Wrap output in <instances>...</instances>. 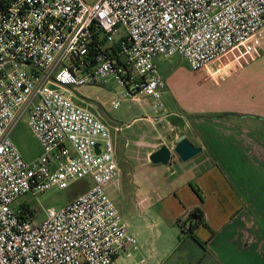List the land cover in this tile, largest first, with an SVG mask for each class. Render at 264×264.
<instances>
[{
    "label": "built area",
    "instance_id": "1",
    "mask_svg": "<svg viewBox=\"0 0 264 264\" xmlns=\"http://www.w3.org/2000/svg\"><path fill=\"white\" fill-rule=\"evenodd\" d=\"M262 55L264 0H0V264H120L138 248L111 197L122 128L82 87L113 82L110 108L167 114L156 58L179 56L217 85ZM23 119L41 148L32 163L12 140ZM78 181L86 190L39 223L17 204Z\"/></svg>",
    "mask_w": 264,
    "mask_h": 264
},
{
    "label": "crops",
    "instance_id": "2",
    "mask_svg": "<svg viewBox=\"0 0 264 264\" xmlns=\"http://www.w3.org/2000/svg\"><path fill=\"white\" fill-rule=\"evenodd\" d=\"M155 63L158 69L164 65L163 71H172L168 79L162 77L168 85L173 66L160 58ZM214 86L191 97H164L167 114L152 115L149 108L133 105L135 116L122 128L123 133L138 121H160L168 125L161 135L169 137L168 145L174 147L176 139L185 136L201 152L174 165H153L149 159L141 165L154 167L142 177L146 189L135 205L155 202L154 208L180 230V236L171 249L156 251L140 226V212L136 224L125 221L137 237L138 248L130 259H120V264H264V55ZM113 138L115 143L114 133ZM118 148L115 143L116 158ZM119 149L125 155L132 152L128 145ZM155 177L162 179L157 182ZM140 190L137 185L136 191ZM130 193L120 174L112 199L117 205L120 194L129 201ZM194 212L197 217L192 221ZM184 242L195 256L186 250L178 253L177 245Z\"/></svg>",
    "mask_w": 264,
    "mask_h": 264
},
{
    "label": "rangeland",
    "instance_id": "3",
    "mask_svg": "<svg viewBox=\"0 0 264 264\" xmlns=\"http://www.w3.org/2000/svg\"><path fill=\"white\" fill-rule=\"evenodd\" d=\"M85 1L87 3H92L94 0ZM164 61L170 63V65L173 66L172 70H174V74H172L168 80L170 94H168V92L164 97H171V95L173 97H191L193 93L199 95L215 87L209 82H200L202 75L191 71L186 62H184L179 56H174ZM165 67L166 66L163 65L158 71L161 77L168 79V75H170L172 71H170V69L163 71ZM80 91L83 96L80 97L81 99L84 98L86 102L95 101L101 104L99 106L98 114L112 126L123 128L126 124L130 123L133 119L132 117L135 116V107H133L128 100L122 101L121 106L118 109H112L106 105L111 96H113V92L117 91L113 82H110L106 88L82 87ZM141 107L148 108L146 105ZM138 114H140V112ZM152 115L154 114L152 113ZM140 118L143 117L141 116ZM159 122L160 121H138L133 123L130 129H125L124 133L123 131L113 133L116 136L115 143L119 148L128 145L129 148L132 149V152L126 155L123 154L119 148L117 150V161L121 177L124 178L131 191V198H128L129 201L123 199L121 194L118 196L116 203L117 207L121 209V213H119L123 216V220L129 222V224H136L137 217L141 212L139 215L140 226L144 228V232H146L149 237V242L156 248V251L162 253L163 250L168 248L171 249L176 243H178L180 230L167 223L166 217H163V214H161L158 209L154 208L155 202L148 201L145 203L143 202L138 206L135 205L136 202L141 201L143 192L146 189L142 177L144 174L146 175L153 171L152 167H154L151 165H147L146 167L141 166L148 161L146 154L151 150L165 145L171 150L173 165L179 160L177 155L173 152V147L168 145L170 141L169 137L167 136L166 139H163L161 136L163 129L168 127V125L163 123L160 124ZM12 140L27 163L34 162L41 153V148L34 138L25 119L21 120L14 128L12 132ZM133 173L136 174V177L132 176V180H134L130 184L128 181L131 179ZM160 179L162 178L156 179L155 177V180H153L158 182ZM137 185L140 186V191H136ZM87 187L88 184L84 181L75 182L66 189L51 187L36 197L27 194L19 198L17 204H25L33 209L36 215L34 221L39 223L44 218L45 209L61 208L67 202L74 199L78 194L86 190ZM128 193L126 192L127 196L129 195ZM178 246V253L186 250L189 251L190 257L196 255V252L189 247L188 242H184L181 245L178 244L177 247ZM179 264H181V262H179Z\"/></svg>",
    "mask_w": 264,
    "mask_h": 264
},
{
    "label": "water",
    "instance_id": "4",
    "mask_svg": "<svg viewBox=\"0 0 264 264\" xmlns=\"http://www.w3.org/2000/svg\"><path fill=\"white\" fill-rule=\"evenodd\" d=\"M96 152H99L98 149L96 150ZM173 152L181 161L186 162L198 155L201 152V149L195 147L185 136H180L175 141ZM170 157L171 150L167 146L162 145L158 149L153 151L149 155L148 159L149 162L153 165L166 166L169 163Z\"/></svg>",
    "mask_w": 264,
    "mask_h": 264
},
{
    "label": "trees",
    "instance_id": "5",
    "mask_svg": "<svg viewBox=\"0 0 264 264\" xmlns=\"http://www.w3.org/2000/svg\"><path fill=\"white\" fill-rule=\"evenodd\" d=\"M196 217H197V216L195 215V212H194V213H192V214L190 215V218H189V219H191V220L193 221L194 219H196ZM192 228H193V227H190V228H189L188 235H190V236H191Z\"/></svg>",
    "mask_w": 264,
    "mask_h": 264
}]
</instances>
